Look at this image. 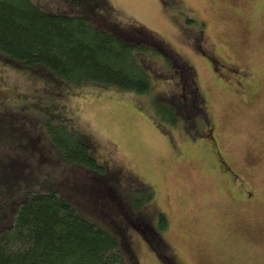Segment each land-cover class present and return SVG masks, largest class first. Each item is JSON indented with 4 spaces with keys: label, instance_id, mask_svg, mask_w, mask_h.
Masks as SVG:
<instances>
[{
    "label": "rangeland",
    "instance_id": "374dc122",
    "mask_svg": "<svg viewBox=\"0 0 264 264\" xmlns=\"http://www.w3.org/2000/svg\"><path fill=\"white\" fill-rule=\"evenodd\" d=\"M34 1L49 13L78 10L77 0ZM106 3L91 1L97 13L160 39L187 79L151 61V89L138 94L73 86L0 57V227L25 190L53 189L119 237L127 264H264V0ZM211 48L246 76L243 96L233 76L210 69L203 53ZM197 87L215 136L257 198L247 202L217 177L209 146L191 142L185 123L154 119L156 102L189 98ZM59 121L88 144L104 174L61 162L47 133ZM142 186L154 198L135 209ZM159 213L168 224L156 235Z\"/></svg>",
    "mask_w": 264,
    "mask_h": 264
},
{
    "label": "trees",
    "instance_id": "16d2710c",
    "mask_svg": "<svg viewBox=\"0 0 264 264\" xmlns=\"http://www.w3.org/2000/svg\"><path fill=\"white\" fill-rule=\"evenodd\" d=\"M91 1L77 0L73 5L78 10L71 13H49L34 0H0V57L20 67L42 69L73 86H113L138 94L151 89V61H161L173 75L187 79L179 68L182 65L160 39L144 28L117 23L98 7L97 13ZM98 2L106 8V0ZM186 98L179 92L177 100L156 102L154 119L174 126L185 123L183 129L188 131L200 107L193 96L190 101ZM47 125L48 138L61 162L97 175L105 173L88 144L65 122ZM139 191L142 199L132 201L135 209L154 198L149 187ZM3 224L0 264H127L119 237L82 216L53 189L25 190ZM167 224L165 214L159 213L154 233L159 235ZM154 250L159 254L157 247Z\"/></svg>",
    "mask_w": 264,
    "mask_h": 264
},
{
    "label": "flooded vegetation",
    "instance_id": "af4514ba",
    "mask_svg": "<svg viewBox=\"0 0 264 264\" xmlns=\"http://www.w3.org/2000/svg\"><path fill=\"white\" fill-rule=\"evenodd\" d=\"M203 57L206 59L210 69L216 73V75H223V73H226L228 76H233L236 85V93L238 96H243L244 88L247 87L244 85L243 81L246 76L240 73V71H237L222 62V60L214 53L213 48H211L210 53H203ZM193 83H195L194 80ZM192 96L194 97V101L199 104L200 110H198L199 115L195 117L197 123L194 121L192 127L187 131V138L196 144L201 143L209 146L208 152L213 156L215 163V169L213 171L218 178H224L229 184L232 183L234 187H238V189L243 192L244 199L247 202L257 198V192L252 186L245 183L238 167L234 162L229 160L227 153L221 146L218 138L215 136L216 126L210 122L206 109L207 98L200 92L198 87L193 90V95L186 98L187 101H190Z\"/></svg>",
    "mask_w": 264,
    "mask_h": 264
}]
</instances>
